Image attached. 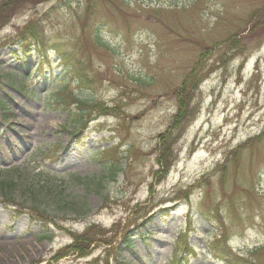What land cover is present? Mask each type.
<instances>
[{
	"label": "rangeland",
	"instance_id": "1",
	"mask_svg": "<svg viewBox=\"0 0 264 264\" xmlns=\"http://www.w3.org/2000/svg\"><path fill=\"white\" fill-rule=\"evenodd\" d=\"M258 12L264 0L21 7L0 31V264H264ZM91 229L88 256L52 261Z\"/></svg>",
	"mask_w": 264,
	"mask_h": 264
},
{
	"label": "trees",
	"instance_id": "2",
	"mask_svg": "<svg viewBox=\"0 0 264 264\" xmlns=\"http://www.w3.org/2000/svg\"><path fill=\"white\" fill-rule=\"evenodd\" d=\"M32 1H35L37 3H41V2H44V1H48V0H0V31L4 28L5 25H7L9 23V21L14 17L16 16V12L20 9L21 7H24L25 5H27V3H30ZM259 17L257 23L255 25H253L251 31L252 33H255L256 31V34L257 35H261L264 34V26H260V24H264V12H258L257 14ZM262 19V20H261ZM22 44L25 43V41H27L28 39H31V38H37V34L35 33V30H34V26H31V27H28L25 34H22ZM231 40V39H230ZM75 77H78V82L81 86L85 87L86 85L89 84V81H88V77H86L83 73L81 72H76L74 74ZM193 76V74L191 75ZM188 80L185 81V85L184 87L182 88V92L181 93H185V91L187 92V84H188ZM180 97V101H181V104L182 107H181V110L180 112L178 113L177 118L176 120L174 121L175 123L177 122V126H181V124L184 123V117H185V112H186V109L188 108L189 104L186 102L185 104V98L182 94L179 95ZM76 98V97H75ZM74 102V101H72ZM72 104V103H71ZM70 105V104H69ZM163 143L164 144V148L167 146L166 144L168 145H171L172 143L169 142V140L166 138H164L163 140ZM169 148V146H167ZM163 149V148H162ZM162 159L164 160V164L162 163ZM162 159H161V166L163 168H165L166 170H169L170 169V166L171 164H166V161L164 159V149H163V156H162ZM165 166V167H164ZM98 234H100V232H98ZM73 243L71 245H68L66 247H64L63 249L59 250L58 251V254L55 255L53 258H52V261L54 263L58 262L59 260L67 257V256H74V255H77L79 256L80 258H83L85 256H88L90 254V248L91 246L94 244V242L96 241L95 238H94V232L93 230H88L84 233V235H75L73 237ZM129 240L127 239V241L125 242V244H129ZM215 251H217V249H211V254H213ZM221 257V258H220ZM219 259H222L224 258L222 255H219L218 256ZM226 258V256H225ZM222 259V260H225ZM180 261V259H179Z\"/></svg>",
	"mask_w": 264,
	"mask_h": 264
}]
</instances>
